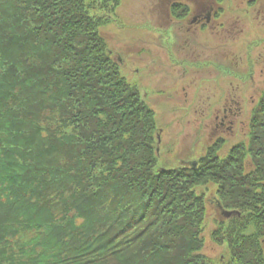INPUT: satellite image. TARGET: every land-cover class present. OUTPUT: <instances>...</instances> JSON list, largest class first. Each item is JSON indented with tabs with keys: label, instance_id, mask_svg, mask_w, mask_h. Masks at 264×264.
Wrapping results in <instances>:
<instances>
[{
	"label": "trees",
	"instance_id": "obj_1",
	"mask_svg": "<svg viewBox=\"0 0 264 264\" xmlns=\"http://www.w3.org/2000/svg\"><path fill=\"white\" fill-rule=\"evenodd\" d=\"M120 1L0 0V264H264V91L248 142L158 168L154 113L92 14ZM209 180L235 211L218 260Z\"/></svg>",
	"mask_w": 264,
	"mask_h": 264
},
{
	"label": "rangeland",
	"instance_id": "obj_2",
	"mask_svg": "<svg viewBox=\"0 0 264 264\" xmlns=\"http://www.w3.org/2000/svg\"><path fill=\"white\" fill-rule=\"evenodd\" d=\"M210 6L205 31L187 33L186 18ZM100 8L92 14L108 21L100 32L110 55L154 113L158 168L198 166L204 155H226L248 142L264 91V0H121L114 9ZM218 185L197 187L206 201L203 252L217 260L226 250L211 235L227 218L219 205L234 211L219 199Z\"/></svg>",
	"mask_w": 264,
	"mask_h": 264
},
{
	"label": "flooded vegetation",
	"instance_id": "obj_3",
	"mask_svg": "<svg viewBox=\"0 0 264 264\" xmlns=\"http://www.w3.org/2000/svg\"><path fill=\"white\" fill-rule=\"evenodd\" d=\"M181 4H182V8H183L182 10H185V7H183L184 6V3H181ZM192 11L191 12L189 11V15L187 14L188 17L191 16ZM212 11H213V7L210 6L208 10H206V7H205V9L203 8V9L199 10L198 11V14L195 15V16H193L191 18V20H189V18H186L187 21L189 22V25L188 26H186L184 24L183 25H184V27L186 26L187 33L190 32L193 28L197 29V32H199V33L204 32L205 29L207 28V26L212 22L211 21L212 20V17H211ZM179 21L181 22L182 20L180 19ZM183 22H185V20ZM169 26H173L174 27V24L173 23H170ZM177 28H178V26L176 27V29ZM180 28H182V26H180ZM229 110H231V109H229ZM224 112H225V116L222 119L223 121L227 118L228 110L225 109ZM221 123L224 124L223 122H221Z\"/></svg>",
	"mask_w": 264,
	"mask_h": 264
},
{
	"label": "water",
	"instance_id": "obj_4",
	"mask_svg": "<svg viewBox=\"0 0 264 264\" xmlns=\"http://www.w3.org/2000/svg\"><path fill=\"white\" fill-rule=\"evenodd\" d=\"M192 164V166L194 167V168H196V166H197V162H193V163H191ZM220 206V208H221V210H222V215H224V216H230V215H232V214H234L235 213V211H227V210H225L223 207H222V205H219Z\"/></svg>",
	"mask_w": 264,
	"mask_h": 264
}]
</instances>
